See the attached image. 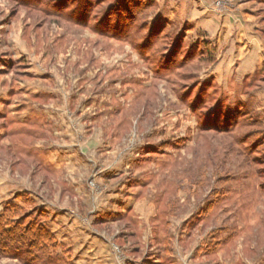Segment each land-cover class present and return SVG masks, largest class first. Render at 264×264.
Here are the masks:
<instances>
[{"label": "rangeland", "instance_id": "374dc122", "mask_svg": "<svg viewBox=\"0 0 264 264\" xmlns=\"http://www.w3.org/2000/svg\"><path fill=\"white\" fill-rule=\"evenodd\" d=\"M137 1L0 0V218L54 238L0 264H264V68L212 81L181 0ZM209 4L264 46V0Z\"/></svg>", "mask_w": 264, "mask_h": 264}, {"label": "crops", "instance_id": "0c3cea01", "mask_svg": "<svg viewBox=\"0 0 264 264\" xmlns=\"http://www.w3.org/2000/svg\"><path fill=\"white\" fill-rule=\"evenodd\" d=\"M209 3L210 0H181L175 11L189 23L186 34L193 37L194 44L203 45L209 41L215 49L214 54L210 52L215 59L210 79L222 84L242 82L263 70L264 46L260 36L253 31L252 13L240 7L242 10L236 11L238 16H234L232 22L229 14L233 12H210Z\"/></svg>", "mask_w": 264, "mask_h": 264}, {"label": "trees", "instance_id": "16d2710c", "mask_svg": "<svg viewBox=\"0 0 264 264\" xmlns=\"http://www.w3.org/2000/svg\"><path fill=\"white\" fill-rule=\"evenodd\" d=\"M120 1L122 6L119 8V19L118 22L126 21L124 16H131L130 8H139L140 2L137 0H117ZM141 1V0H140ZM123 17V18H122ZM120 18H122L120 20ZM110 18H108L109 20ZM30 217L28 214L24 220H20L16 223L11 222L8 219L7 221L4 218H0V230L1 234L3 235V239L5 241L0 242V246H2L1 250L9 249L14 250L15 253H18L19 248L24 249V254H28L32 256L31 252H37V254L46 252L45 244L49 243L48 245H52L54 242V238L48 232H46L42 226H36L35 223L32 221L26 224L27 218ZM10 230L4 231V228L9 227ZM5 236V237H4ZM6 238H10L7 239ZM4 253V251H2ZM33 252V253H34ZM18 255V254H15ZM13 255V256H15Z\"/></svg>", "mask_w": 264, "mask_h": 264}]
</instances>
